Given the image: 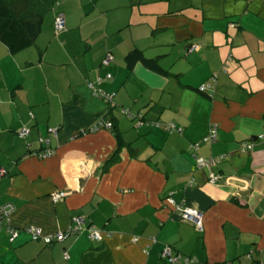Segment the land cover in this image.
<instances>
[{"label": "crops", "instance_id": "crops-1", "mask_svg": "<svg viewBox=\"0 0 264 264\" xmlns=\"http://www.w3.org/2000/svg\"><path fill=\"white\" fill-rule=\"evenodd\" d=\"M133 49L165 73L129 67ZM98 117L114 129L89 132ZM0 168L19 230H0V264H264V0H61L32 45L0 42ZM169 195L202 212V231ZM76 216L102 239L84 230L48 245L24 231L55 234ZM165 245L181 258H161Z\"/></svg>", "mask_w": 264, "mask_h": 264}, {"label": "built area", "instance_id": "built-area-1", "mask_svg": "<svg viewBox=\"0 0 264 264\" xmlns=\"http://www.w3.org/2000/svg\"><path fill=\"white\" fill-rule=\"evenodd\" d=\"M64 27V19L62 17V15H58L55 18V31L56 34L59 33ZM197 46L196 45H191L190 47H188L187 51H193L196 50ZM111 58V56L109 55L107 57V59L105 60V63L107 64L109 59ZM216 78H217V73H213L210 77H209V81L215 83L216 82ZM90 86L93 88L92 84H90ZM200 90L201 91H205L208 90L207 87L202 84L200 86ZM94 91V95L99 98L100 100H102L103 102H105L106 104H112L113 103V94L112 93H108L104 90H101L99 88L94 87L93 88ZM122 113L129 116V111L127 108H123L122 109ZM137 125L143 124L144 123V119L142 117V115L137 116ZM152 125H156L158 126L157 122H153L151 123ZM112 122L103 119L102 117H98L95 121V123L88 129L89 132H95L99 129H112ZM173 128L172 124H169L165 127L166 130H171ZM29 129L26 127L20 128L18 130V135L20 137L25 136L26 134H28ZM48 132L50 133H55L56 130L54 128H49ZM216 139V128L213 126H211V129L209 130L208 135L203 139L204 141L207 142H212ZM197 145V144H196ZM194 145V146H196ZM250 148V143H246L243 142L241 144V148L242 150H244V148ZM53 153L52 149L50 148H45L44 150L35 152V155L38 157H47L50 156ZM218 160V159H217ZM217 160L215 159H210V160H204L202 158H197L196 159V164L198 167H202V166H213ZM4 174H6V170L4 168H0V177H2ZM219 179V175L215 172H210L209 176H208V180L211 183H216L217 180ZM66 192L63 191H57L54 192L51 197L53 199V201L59 200L61 198H63L65 196ZM165 201L172 206L174 213H176L179 218H181V220L191 224L195 229L202 231L203 229V223H202V212L198 209H195L191 206L188 205V203L185 200H182L180 202H176L174 199H172V197L169 195L165 198ZM14 207L11 203H5V204H0V230L2 228H4L10 239L13 240L14 238H16L19 234V230L16 228H13L10 225V215L13 212ZM87 231L88 236L91 240L93 241H100L102 239V233L100 230L96 229L93 226H88V227H84V220L83 217L81 216H76L72 218V224L70 226L67 227V229H65L64 231H58L55 234H45L43 233L42 229L39 227H34V226H29L26 227L24 229L25 232H27L30 236V238L32 240H41L43 241L45 244H51L54 242H59V241H63L66 237H68L69 235H75V234H80L83 231ZM106 236H109L110 233H105ZM134 240H136V238H134ZM153 241L155 240L154 238L152 239ZM64 256L67 258L68 254L67 252H65ZM160 256L161 258H163L164 260H166L167 262H174L177 261L181 258L180 255H175L172 253V249L169 245H165L161 252H160Z\"/></svg>", "mask_w": 264, "mask_h": 264}, {"label": "trees", "instance_id": "trees-1", "mask_svg": "<svg viewBox=\"0 0 264 264\" xmlns=\"http://www.w3.org/2000/svg\"><path fill=\"white\" fill-rule=\"evenodd\" d=\"M61 0H0V42L11 53L21 51L32 45L41 31L44 17L51 12ZM54 16V35L58 36L65 30L56 34ZM63 19L64 16L62 15ZM129 67L140 61L144 66L158 72L161 70L156 59L146 58L142 51L133 49L126 55ZM165 73V72H164ZM113 126L112 129L113 130Z\"/></svg>", "mask_w": 264, "mask_h": 264}, {"label": "rangeland", "instance_id": "rangeland-1", "mask_svg": "<svg viewBox=\"0 0 264 264\" xmlns=\"http://www.w3.org/2000/svg\"><path fill=\"white\" fill-rule=\"evenodd\" d=\"M144 1V0H143ZM170 124V123H169Z\"/></svg>", "mask_w": 264, "mask_h": 264}]
</instances>
